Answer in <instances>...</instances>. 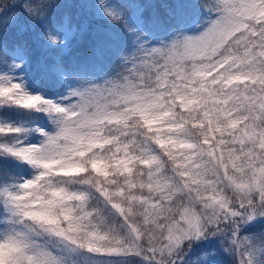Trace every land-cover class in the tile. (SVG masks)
<instances>
[{
	"label": "snow or ice",
	"instance_id": "obj_1",
	"mask_svg": "<svg viewBox=\"0 0 264 264\" xmlns=\"http://www.w3.org/2000/svg\"><path fill=\"white\" fill-rule=\"evenodd\" d=\"M0 264H264V0H0Z\"/></svg>",
	"mask_w": 264,
	"mask_h": 264
},
{
	"label": "trees",
	"instance_id": "obj_2",
	"mask_svg": "<svg viewBox=\"0 0 264 264\" xmlns=\"http://www.w3.org/2000/svg\"><path fill=\"white\" fill-rule=\"evenodd\" d=\"M79 51V50H78ZM257 231H259L260 229H256Z\"/></svg>",
	"mask_w": 264,
	"mask_h": 264
}]
</instances>
